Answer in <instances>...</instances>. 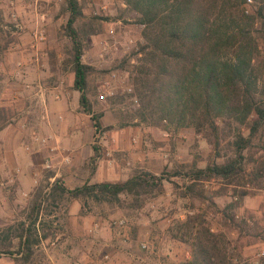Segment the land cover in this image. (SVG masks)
Returning a JSON list of instances; mask_svg holds the SVG:
<instances>
[{"label":"rangeland","instance_id":"obj_1","mask_svg":"<svg viewBox=\"0 0 264 264\" xmlns=\"http://www.w3.org/2000/svg\"><path fill=\"white\" fill-rule=\"evenodd\" d=\"M30 1L33 0H15L11 4V0H0V47L5 46L0 50V126L3 125L6 136L18 137L20 151H24L18 156L20 160L11 163L6 159L5 145L0 139V205L5 207V212L0 215V229L17 228L27 217L25 213L13 214L9 204H31L40 187L42 196L46 195L49 181L44 175L47 172H59L56 178L68 188L85 182L125 180L139 171L163 174L167 180H163L162 191L154 188L153 192L140 197L121 195L119 200L110 203L90 198L75 199L69 195L55 203L43 201L39 220L44 222L42 227L49 234L47 239L34 246L29 259L15 252L1 255L0 264H52L51 261L73 264L79 257H82L81 262L86 260L83 253L97 257L104 251L110 253V259L102 264H179L190 257V247L173 237L176 223L194 213L200 214L204 224L213 231L226 235L233 262L240 258L255 260L264 250V242L257 236L264 232V178L238 187L248 189L250 193L235 206H229V203L236 202L233 189L218 178L195 183V190L203 192L204 200L193 197L185 189L190 183L185 174L191 168L221 162L233 154V145L230 144L233 132L239 128L245 134L244 126L231 125L230 135L222 141L217 154L205 137L191 127L164 130L132 117L139 103L131 71L138 63L137 51L143 42L141 28L135 22L136 15L126 10L122 0H78L83 16L75 26L81 33L92 27L97 29V33L83 37L82 61L95 68L89 75L86 94L101 125L112 126L95 134L90 116L82 111L78 102L79 93L72 88L71 40L63 29L68 16L65 0L36 3L37 10L48 16V22L42 21L45 39L39 44L37 60L30 48L31 30L35 26V14L31 10L34 3ZM258 5L256 0L251 9L255 10ZM16 8L20 12L22 29L14 26L10 16ZM110 26L114 28L113 35L108 32ZM16 44L20 45L19 53L24 54L23 66L19 69H15L14 63L19 53L14 57L11 48ZM254 62L262 69L259 83L263 90L264 43L261 40ZM57 85H64L70 91L69 98L75 112L73 123L80 128L77 144L81 149L90 145L91 149L90 155L81 153L73 157L72 154L69 163L63 160L69 154L67 149L51 157L44 152L36 155L38 148L31 151L24 148L30 142L31 134H48L35 120L39 108L36 94L40 87ZM108 88L112 94L107 93ZM18 91L19 105L15 102ZM100 93L105 94V99L99 98ZM262 98L264 100V94ZM21 120L25 121L26 128L20 126ZM92 145L99 146L100 155L91 164ZM70 147L73 150L74 144ZM31 153L35 158L31 169L41 177L36 191L18 197L13 179L19 172L17 167L25 166V159ZM245 154L255 158L264 155V125ZM47 157L53 164L52 169L45 167ZM246 166L250 168L251 164ZM118 217L126 219L125 229L109 227L108 222ZM232 217L244 225L245 232L233 227ZM94 221L100 223V228L89 233L88 227ZM52 240L56 241L55 245L49 244ZM141 241L147 242V248L140 246ZM13 244L12 249L16 251L18 238H13Z\"/></svg>","mask_w":264,"mask_h":264},{"label":"trees","instance_id":"obj_2","mask_svg":"<svg viewBox=\"0 0 264 264\" xmlns=\"http://www.w3.org/2000/svg\"><path fill=\"white\" fill-rule=\"evenodd\" d=\"M122 1L126 10L136 15L135 22L143 39L137 51L138 63L131 71L139 103L132 117L164 130L191 127L205 137L217 154L222 141L230 135L231 125H243L245 134L239 128L233 132L230 142L233 154L221 162L193 167L185 174L190 180L186 192L193 197L206 199L202 191L195 190L197 181L218 178L233 189L236 202L229 206L237 205L250 193L238 187L264 178V155L255 158L245 154L264 125V89L259 83L262 69L254 62L259 40L264 43V0H258L253 12L246 11L245 0ZM65 10L68 16L63 29L71 40L72 88L78 91L82 111L90 116L94 132L99 134L112 126H102L99 115L92 112L86 89L95 68L82 61L83 37L97 33V29L92 27L81 33L75 26L83 16L78 0H65ZM92 150L91 164L100 155L99 146L92 145ZM247 164L251 167L247 168ZM51 176L52 172L44 175L47 180ZM163 180H167L163 174L139 171L125 180L85 182L68 188L60 178H55L48 182L45 196L42 188H38L27 223L0 229V256L17 252L27 260L34 246L47 239L44 222L39 220L43 201L55 203L69 195L110 203L121 195L140 197L154 188L162 191ZM231 220L235 229L245 232L241 222H235L233 217ZM257 236L264 242V232ZM173 237L190 247V257L179 264H264V250L255 260L240 258L233 262L226 235L205 225L197 213L179 220ZM13 238H18L16 251L12 249Z\"/></svg>","mask_w":264,"mask_h":264},{"label":"crops","instance_id":"obj_3","mask_svg":"<svg viewBox=\"0 0 264 264\" xmlns=\"http://www.w3.org/2000/svg\"><path fill=\"white\" fill-rule=\"evenodd\" d=\"M12 1L15 0H11V2ZM15 10L18 13H20L17 8ZM41 12L42 11H40V13ZM41 14L42 16L44 15V19L48 22L47 13L42 12ZM27 15H30V13H28ZM11 48H13L12 55L15 57L16 54L19 53L20 45L16 44L14 46H11ZM23 55L24 54L19 53V56L15 57V59L17 58L22 59V57H24ZM40 88L41 89L36 94V99L39 108L37 109V114H36L37 116L35 120L39 124L40 129L50 134L52 139L47 144V146H43L41 150L35 151L36 155L37 153L42 154L41 152H44L46 155L55 157L58 153H61L66 149L69 151L68 155L71 158L70 161L72 160V154L73 157H76L81 153L84 154L86 153V155H90L91 154L90 145L89 146L86 145V147H83L81 149L80 145L77 144L78 132L80 128L79 126H77L76 123H73V120L75 119V112L72 110L71 101L69 98L70 91H67L64 85H57V86L44 87V88L40 87ZM18 93H19V97H17L15 100L17 104L19 103L20 100V92L18 91ZM55 93H59V99L54 98ZM19 122H21L20 126H22L23 128L27 127L24 123L25 122L24 120H21ZM3 131L0 132L1 135L0 139H3V144L5 145V156L7 161L14 162V160L15 161H18V159L20 160V157L18 156L23 154L24 151L22 150L20 151L21 145L17 143L18 137L14 139L10 136H6L5 130ZM72 144H74L73 150L70 147L72 146ZM70 150L72 151L71 154H70ZM32 155H34V153L28 154V156L26 157L25 162L27 164L25 166L17 167L19 169V172L18 174H16L13 181L15 183L14 191L16 193V196L18 197L21 194L31 195L32 191L34 192L37 190V185H38L37 183L41 176L38 172H33L34 170L31 169L35 161V158ZM59 175H60L59 172H55L54 176L57 177ZM9 205H10L9 210H11L13 214L15 213V215L22 213H25L27 215L31 208V204H27V203L20 205L17 202H15L13 205L12 203ZM4 212H5V207L0 205V215H2ZM26 218L27 217H24L23 221L26 222ZM51 263L55 264V262L53 261H51Z\"/></svg>","mask_w":264,"mask_h":264},{"label":"built area","instance_id":"obj_4","mask_svg":"<svg viewBox=\"0 0 264 264\" xmlns=\"http://www.w3.org/2000/svg\"><path fill=\"white\" fill-rule=\"evenodd\" d=\"M42 1V0H33L30 2H33L34 4H32L31 9L34 14H35V26H33L32 30H31V44H30V48L33 51V54L35 56V60H37V55H39V44L44 42L45 39V34H44V30H43V26H42V21H44V15L42 16V12L40 13L39 10H37V5L36 3ZM255 3L256 0H245V7H246V11L248 12H253V10L251 9V7H255ZM13 4V2L11 3ZM103 8L105 9L106 7L103 6ZM257 8V7H256ZM32 14V13H31ZM11 18H12V22L14 24L15 27L22 29L23 28V23L20 19V13H18L16 10H13L10 14ZM108 32L110 35L114 34V28L112 26H110L108 28ZM15 69H19L23 66V61L21 59L16 60L15 62ZM108 92L109 94H112L113 91L108 88ZM54 98L55 99H59V93H55L54 94ZM99 98L100 99H105V94L104 93H100L99 94ZM134 101L137 102V98H134ZM45 114V113H44ZM52 137L50 134H31L30 136V142H28L24 148L27 151H31L34 148H38L37 150H41L43 146H47V144L51 141ZM52 150V148H51ZM70 156L69 155H65L63 157V160L67 163H69L70 161ZM45 167L52 169L53 164L50 160V158H46L45 160ZM55 174H53V176L48 178L49 182H53L56 178V176H54ZM43 206V205H42ZM126 219L122 218V217H118V218H113L108 222L109 227H112L116 230H121V229H125L126 227ZM100 228V223L99 222H93L89 227H88V231L89 233H95L98 229ZM41 244H43V239L40 240ZM50 245H55L56 241L52 240L50 243ZM140 246L142 248H147L148 244L146 241H141L140 242ZM83 257L86 258V260H84L83 262H81V258L79 257L77 260L74 261L73 264H102L107 262L110 259V253L109 252H101L99 256L94 257V256H89L85 253L82 254Z\"/></svg>","mask_w":264,"mask_h":264}]
</instances>
